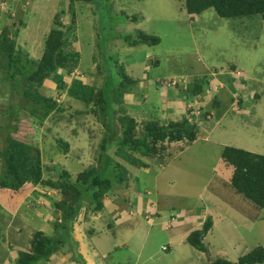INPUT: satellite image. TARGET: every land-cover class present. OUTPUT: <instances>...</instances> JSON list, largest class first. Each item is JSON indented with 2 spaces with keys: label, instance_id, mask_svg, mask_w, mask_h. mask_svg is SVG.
Masks as SVG:
<instances>
[{
  "label": "rangeland",
  "instance_id": "rangeland-1",
  "mask_svg": "<svg viewBox=\"0 0 264 264\" xmlns=\"http://www.w3.org/2000/svg\"><path fill=\"white\" fill-rule=\"evenodd\" d=\"M184 3V0H96L92 5L78 1L72 4V0H19L15 6L17 10L12 12L15 16L7 20L6 32L8 37L17 38L20 41V33L32 28L33 19L37 17L41 20L42 26H39L41 30L30 40H28L30 37H26L27 41H23L22 47L24 57L38 60L44 53L45 41L50 30L55 27V17L60 14L67 31L65 50H73L80 54L78 61L74 60L70 63L75 65L71 73L67 74L66 71L58 69L60 71L58 75L65 76L69 88L77 81L89 86L103 85V76L94 81L99 74V66H101L100 69L104 67L97 47V34L102 35V39L99 40L102 48L99 49L105 52L106 43L107 46L110 44L112 50L108 48L107 54L111 53L116 58L118 55L115 50L120 51L118 47L121 48V45L127 47L121 38H116L121 33L128 35L143 31L148 35L160 37L161 42L157 45L141 44L144 45L142 47L152 50V59L147 61L151 64L150 76L154 72L155 79L158 80L165 81L172 78L179 80L177 86L168 88L171 89V95L168 98L162 96L164 102L179 98L180 92H174L176 89L180 90L178 88L187 89L189 84L192 85L197 79L210 80L214 71L222 72L229 77V80L232 79L231 72L236 69L231 68V64H236L241 75L235 87L218 76L221 81L216 86L210 87L207 94L203 92L208 98L203 103L200 100L194 108L195 111L200 109L206 112L211 109L214 116L211 115L207 119L203 115H195L185 106L183 115L180 117L182 107L168 109L169 122L179 117L177 121H183L186 118L189 120L188 117L193 121L194 118V122H197V140L190 144L167 143L163 158L144 160L143 162L148 164L147 167L128 169L127 183H136L130 194L129 192L124 194L133 202L134 198L142 195L145 198L146 207L150 201L158 198L162 205L171 214L173 213L174 219L171 221L173 228L189 221L190 216L194 219L201 216L198 220L200 223H196L194 227L195 230L201 229L209 217L214 222V226L205 238L209 249L208 254H202L205 259H200V250L187 244L186 232L182 236L183 240L181 235L177 237L174 235L173 239H170L169 235L173 230L167 229L165 223H160L153 236L156 239L153 245L156 246L158 242L159 246L168 245L171 240L174 251L171 254L170 250L162 249L161 252H157L158 261L151 264H212V261L220 256L236 262L239 257L254 248L264 246V218L260 219L264 217V210H258L252 201H246L242 198L243 195L238 196L234 192L230 184L233 167L224 163L221 154L226 145L264 154V19L260 16L226 19L220 17L213 8L192 17L184 8ZM132 15L138 16L137 23L130 20ZM74 20L75 22H72ZM141 26H143L142 30L138 28ZM16 29L17 31L14 32ZM31 40L33 42L27 46ZM33 43H35L34 46ZM122 56L121 59H125L126 62L123 53ZM142 59H145V54L136 58L137 63L139 64ZM49 73L50 77L44 79L43 85L35 94L53 93L58 102L54 113L44 119L42 127H38L35 117L28 113L29 111L23 110V106L20 105L22 112L14 124L19 126L17 135L21 139L27 140L33 147L39 146L41 158L44 161L47 158L55 160L56 162L52 163L58 173L61 169L71 170L72 180L75 181L78 171L83 167H95L98 164L96 158L99 144L104 135L103 131L106 129L97 119L99 110L95 102L90 109L96 113L88 111L84 114L79 110L74 111L81 107L80 100L76 98L78 101L76 102L70 100V97L67 98L66 89L59 87L55 76ZM184 76L186 78H182ZM25 83L23 82L24 86ZM4 88L0 87V116L1 110H6L10 104L14 106L13 103L8 102L11 97L7 95ZM156 91H152L148 99L141 102L139 106L127 103L125 107L123 101L122 107L125 114L129 109L131 115H141L140 109L143 108L151 113V117H160L165 121L166 119L160 114L161 92ZM21 101L24 108L25 106L37 107L39 111H44L42 104H36L35 99ZM221 102H225L230 108L222 117H218L215 109ZM8 103L10 104L7 105ZM162 112L165 111L162 110ZM2 121L4 122V119ZM194 122L189 124L194 125ZM59 139L69 144L67 154L61 152V147L58 145ZM45 168L48 167L45 166ZM54 173L53 169L44 170L46 178ZM53 179L57 181V177ZM145 187H150L152 190L158 187L159 197L156 192L147 194ZM46 193L47 197L36 201L34 205L38 203L46 205L45 211H49V217H40V226L37 224L38 220H32L31 227L26 228H32L37 224V228L40 227L41 230L50 234L53 232L54 225L64 224L65 216H62L55 208V203L62 199V192L58 189H49ZM32 200V197H28L25 201L23 199L22 204L25 203L26 206L35 209V206L28 205ZM87 207L88 211L92 208ZM21 210L28 216L36 217V213L25 206ZM4 215L5 210L0 209V238L3 236V240L6 238L4 227L13 223L14 220L17 222V216L12 217L16 218L14 220H8ZM81 227L77 226L72 232L77 240H82L83 244L78 248H82L85 244L82 236H85L86 231ZM131 234H133L131 231L120 232V236L128 238ZM62 251L60 253L64 255H71L70 244L66 245ZM14 256L12 257L15 258ZM129 258L131 257L127 259ZM9 263V261L6 262V264ZM90 263L95 264V260Z\"/></svg>",
  "mask_w": 264,
  "mask_h": 264
},
{
  "label": "trees",
  "instance_id": "trees-1",
  "mask_svg": "<svg viewBox=\"0 0 264 264\" xmlns=\"http://www.w3.org/2000/svg\"><path fill=\"white\" fill-rule=\"evenodd\" d=\"M2 1L6 3V6L0 10V87H5L4 90L11 97L8 102L13 103L14 106L8 103L7 105L10 104V106L6 110H1L0 116V142L2 143L0 148V209L5 210L4 216L10 220L11 214L18 210L21 201L29 195L31 197L40 195L45 198L47 197L46 191L58 189L62 192V199L55 203V208L57 212L65 216L64 224L54 225L52 234L43 230H35L29 240L28 248L18 251V257L12 258L9 264H47L55 254L63 252L62 250L69 244L71 253L69 256L75 264H86L78 248L81 245L80 241L72 235V232L77 226L84 224L89 214L103 210L105 199L110 192L116 186L127 183L128 169L147 167L148 164L144 163V160L163 158L167 143H194L197 139V122H194L193 118V121L184 119L168 124L160 123V120L153 119L151 113L143 108L140 109L141 115H131L128 109L125 114L122 102H125L127 94L134 91L138 79L128 72L126 64L121 63L111 53L107 54L108 48L112 50L110 44L107 46L106 43L105 52L99 49L101 47L99 40L102 39L100 34H97V47L104 67L100 69L101 66H99V74L94 81L96 82L100 76H103V85L89 86L77 81L69 88L65 76L58 75L60 72L58 69L66 71L67 74L71 73L75 65L70 63L74 60L78 61L80 54L73 50H65L67 31L61 15L57 14L55 17V27L47 36L41 59L34 60L24 57L23 46L16 47L15 40L7 36L6 23L12 18L11 14L5 11L12 8L16 10L17 2L14 4L12 0ZM76 1L92 5L96 2V0H72V4ZM184 1V8L192 17L213 8L220 17L226 19L254 16L264 19V0ZM130 20L136 22L138 16L132 15ZM33 28L34 26L30 27L28 31ZM16 31L17 29L14 30ZM135 34L123 35L121 33L116 38H121L132 46L141 43L157 45L161 42L160 37L148 35L143 31ZM117 51L115 50V53L118 55ZM231 68L238 69L236 64H231ZM49 72L55 76L57 85L66 89L67 98L70 97V100L76 102H78L76 98L80 100L81 107L74 111L79 110L84 114L88 111L96 113L90 109L95 102L100 113H97V119L106 129L103 131L104 135L99 144L96 158L98 164L95 167H83L78 171L75 181L72 180L71 170L61 169L58 173L52 163H55V160L47 158L44 161L41 158L39 146L33 147L27 140L21 139L17 135L19 126L14 124L22 112L20 105L23 106V110L29 111L28 113L35 117L38 127H42L44 119L54 113L58 102L53 93L45 95L38 92V96L35 94L37 89L43 85L44 79L50 77ZM218 75L233 87L240 79V76L234 73L230 80L222 72H218ZM218 75L213 81L205 78L203 81L197 80L192 85L189 84L187 89L182 88L187 98V105L200 100L203 103L208 98L203 92L207 94L208 91L205 90L207 85L216 84L220 80ZM23 82H26L25 86ZM29 98L37 100L36 104H42L44 111H39L37 107L25 106V109L21 100ZM144 101L146 99H143ZM196 106L193 105L192 110ZM219 106L218 103L215 111L217 116L221 117ZM211 111L210 109L209 112ZM202 115L208 117L204 113ZM190 122H194V125H190ZM58 145L64 154L69 152V144L63 139H59ZM221 157L226 165L233 167L230 184L234 192L238 196L243 195L244 197H241L244 200L252 201L258 210H264V154L226 145ZM51 168L55 173L46 178L44 170L51 171ZM68 168L72 169L70 166ZM55 177L57 181L53 179ZM36 201L37 198H33V203ZM37 206L41 205L37 204ZM87 206L92 208L88 211ZM7 226L8 224L4 227L5 230ZM213 226L214 222L209 217L201 229L190 232L187 236V243L208 254L209 249L205 238ZM83 228L88 237L94 233V227L85 228L84 225ZM212 264H264V246L254 248L239 257L236 262L220 256L215 258Z\"/></svg>",
  "mask_w": 264,
  "mask_h": 264
},
{
  "label": "crops",
  "instance_id": "crops-1",
  "mask_svg": "<svg viewBox=\"0 0 264 264\" xmlns=\"http://www.w3.org/2000/svg\"><path fill=\"white\" fill-rule=\"evenodd\" d=\"M31 25L34 26L33 30H29V31L24 30L23 32L20 33V37H21L20 41L17 38H14L16 40L15 41L16 47L19 48V46H24L23 41H27L26 37H30L28 39L30 40L33 38L34 35H36V33H38L41 30L39 28V26H42L41 20H38L37 17L33 19ZM142 27L143 26L138 28L142 30L141 29ZM27 32L28 34L26 35ZM31 42H33V40H31L30 43L28 42L27 46H30ZM34 45L35 43H33V46ZM142 46L144 45L138 44L132 46L127 44V47L121 45L120 48L117 45V47L120 49V51L119 50L117 51L119 61L123 64H126L128 72L131 75H133L136 79H138L134 91L131 94L130 93L127 94L125 97V107L127 103H129L128 105L139 106L141 102H143V99L147 100L148 97L150 96V93L152 94L153 93L152 91L154 90L156 91L157 89L156 92H161V98H162V106H161L160 114L166 120L164 121L160 117L158 118L152 117V118L156 120H160V123H168L169 122V116L167 114V112L169 111L168 109L170 108L172 110L176 107H182V114L180 116L182 117L184 108L185 106H187V100H186L187 98H185V93L183 89L178 88L180 90L177 91L176 89V91H174L175 93L180 92L179 98L168 99V101L166 102L163 101L162 96H166L168 98V96L171 95L170 93L171 89L170 90L161 89L156 83L158 79H155L154 72L152 76H150L152 69H151V64H148L147 61L152 59L151 56L152 50L151 48L146 49ZM122 53L126 58V62L125 59L123 60L121 59V57H123ZM143 54H145V59L144 60L142 59L138 64L136 58L142 56ZM155 62L156 61L154 60V64ZM182 78H186V76ZM181 98L185 100V102H183ZM220 98L224 100L223 97ZM219 108L222 113L221 114L222 117L225 113H227L230 106H227L225 102H221ZM162 110H164L165 112H162ZM179 118H176L172 122L179 120ZM161 164L163 163L161 162ZM135 183H125V185L121 184L116 186L115 189L112 190V192H110V194L106 197L103 210L95 214H90L86 218L81 228L84 230L83 228L84 225L85 228L94 227V233L90 237H88V235L85 233H84L85 236H82L83 237L82 239L84 240L85 244L83 245L82 248H80L79 251L82 253L86 264H91L90 262H93L94 260H95V264H145V262H147V264H151V262L153 263L154 261H158L157 252H161L162 249L170 250L171 254H173L174 249L172 248L173 245L171 243L172 242L171 240H169L168 245L164 244L159 246L158 245L159 242L156 246L153 245L154 241L156 240L155 238H153V236L157 232V227H159L160 223H165L167 219L172 217L173 213L171 214V212H169L168 209L162 205L161 201L158 198L156 200L150 201V203L146 207V202L144 201L145 198L142 195L138 198H134V202L131 198L125 196L124 194L126 192H129V194L130 192H132ZM145 188L147 190V194H150L151 192L154 193L156 192L159 197V192H157L158 187L154 188L153 190L150 187H145ZM28 197L31 196L29 195ZM28 197H26L25 199H27ZM32 197L34 199L37 198V201L44 199L40 195H35V196L32 195ZM122 198L124 199V201H120ZM22 202L23 200L21 201V204ZM30 202L28 203V205L35 206L34 207L35 209L26 206L24 203L22 204V206L18 207V210L16 212H13V214H11L12 217L17 216L16 217L17 222H15L14 220L16 218L14 219L10 218V220L13 219L14 221L13 223L7 226L8 228H6V238L5 240H3V237L0 238L1 240L0 264H6L7 261L11 262V259L13 258L12 256H14V254H15L14 257L17 258L18 251L27 249L29 245V240L33 232L35 230H41L40 227L39 228L36 227L37 224L39 226L41 224L39 221L40 217H49L50 214L49 211H45L46 205H43V203H38L41 206H37V204L34 205L33 200ZM23 206H25L28 210H31V212L33 211L34 213H36V217L28 216L26 213L22 212L21 209ZM151 213H152V217H150ZM200 217L201 216H198L196 217V219H194V217L190 216L189 221L180 223L178 226H176L177 228L174 227L175 229L174 228L169 229V230H173L169 235L171 237L170 239H173L174 235L176 237L181 235L182 238V236L186 232L187 233L186 240H187V236L190 234V232L195 230L194 227L196 226V223H200V221H198ZM262 218L264 217L262 216L260 219ZM152 219L153 221H151ZM32 220L35 221L38 220L39 223L35 224V226L32 228H26V227H31L30 223ZM15 223H20V224L15 225ZM187 226H191V227L188 228ZM24 227L26 228L25 231H24L25 229ZM122 230L128 232L131 231L133 234L129 235V238L125 236H120V232H122ZM50 234L52 233L50 232ZM78 240L82 245L83 244L82 240L81 239ZM2 241L5 242L1 243ZM164 246L165 247L167 246L168 248L164 249L163 248ZM204 253L205 252L201 251L200 259H205V257H203L202 255ZM116 254H118V257H116ZM128 257L131 258L127 259ZM47 264H75V261L68 255H64L63 253H58L55 254Z\"/></svg>",
  "mask_w": 264,
  "mask_h": 264
},
{
  "label": "clouds",
  "instance_id": "clouds-1",
  "mask_svg": "<svg viewBox=\"0 0 264 264\" xmlns=\"http://www.w3.org/2000/svg\"><path fill=\"white\" fill-rule=\"evenodd\" d=\"M19 1V0H18ZM18 1H14L13 0V2H14V4L17 2L18 3ZM17 10V9H16ZM11 16H15V14H11ZM238 69H239V67H238ZM233 70L232 72L234 73V74H237V75H241V73H240V70ZM231 72V73H232ZM232 73V74H233ZM73 74V73H72ZM217 75H218V72H213V76H212V78L210 79V81L212 80H214V79H217ZM173 80H176V84L174 85V86H177L178 85V83H179V80L178 79H176V78H172V79H170V80H165V81H163V80H157V84H158V86L161 88V89H163V90H166V89H168L169 87H173V86H167V85H164L163 84V82H172ZM220 81V80H219ZM218 81V82H219ZM218 82L216 83V84H212V85H207V87H206V89L205 90H210V87H212V86H216L217 84H218ZM189 105V104H188ZM188 105H187V107H188ZM238 105V104H237ZM238 108V107H237ZM235 112L237 111V109H233ZM189 111V110H188ZM190 113H191V111H189ZM202 113H204V114H206V115H208V117H206L207 119L208 118H210L211 117V115L212 116H214L213 115V111H211V112H206L205 110L203 111L202 110ZM202 113L200 114V115H202ZM208 113V114H207ZM189 118V120L191 121V119H190V117H188ZM187 119V118H186ZM197 140V139H196ZM195 142V141H194ZM150 217H152V213L150 214ZM148 218H149V216H148ZM174 219V216H172V217H170L169 219H167L166 221H165V224H166V228L167 229H170V227H171V224H172V220ZM170 223V224H169ZM165 247V246H164ZM163 247V248H164ZM165 249H167V247L165 248Z\"/></svg>",
  "mask_w": 264,
  "mask_h": 264
},
{
  "label": "built area",
  "instance_id": "built-area-1",
  "mask_svg": "<svg viewBox=\"0 0 264 264\" xmlns=\"http://www.w3.org/2000/svg\"><path fill=\"white\" fill-rule=\"evenodd\" d=\"M6 6V3L4 2V1H2V0H0V10H3V8ZM12 10V11H11ZM11 10H9V9H6V11H5V13H7V14H15V13H12V12H14L13 10V8L11 9ZM163 84L164 85H167V86H174L175 84H176V80H173L172 82H163ZM198 104V102H195V103H190L189 105H188V110L189 111H191V113H194L195 115H200L201 113H202V110H200V109H197L196 111L195 110H192V107H193V105H197ZM170 224V223H169ZM166 247H164V249H165Z\"/></svg>",
  "mask_w": 264,
  "mask_h": 264
}]
</instances>
